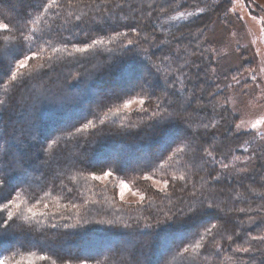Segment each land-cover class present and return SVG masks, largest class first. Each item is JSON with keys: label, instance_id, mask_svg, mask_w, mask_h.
I'll return each mask as SVG.
<instances>
[{"label": "trees", "instance_id": "trees-1", "mask_svg": "<svg viewBox=\"0 0 264 264\" xmlns=\"http://www.w3.org/2000/svg\"><path fill=\"white\" fill-rule=\"evenodd\" d=\"M45 3L0 0V23L9 24L13 37L19 29L30 37L23 41L24 53L31 54L30 45L32 52L43 49L42 58L29 61L28 67L49 57L54 61L43 70L42 80L33 82L34 91L20 79L13 82L11 71L0 70V100L6 103L0 109V177L6 179L0 200L19 192L29 205L40 200L39 210L55 214L53 222L59 225L81 217L84 223L52 229L45 220L38 231L16 229L0 241V259L50 264L30 257L31 250L51 255L57 264L68 256H87L89 264H264V241L252 239L264 236V141L254 131L237 129L239 116L229 103L226 75L214 70L220 51L207 39L215 21L226 24L230 0H59L61 7L44 12ZM181 12L184 18H179ZM41 34L43 39H36ZM49 38L50 44L45 42ZM93 39L104 43L89 53L73 51L74 45ZM238 50L245 66L248 61ZM17 51L14 44L5 49L3 63L7 66L11 59L12 71ZM224 69L230 75L237 70ZM144 80L151 94L144 97L147 114L136 104L132 109L137 111L128 110V115L109 114L103 133L67 135L122 103L117 95L135 98V84ZM158 100L163 101L160 111L172 120L148 128L145 122L152 123L148 117ZM181 141L185 152L168 161L171 150L164 145L175 149ZM109 168L113 175L106 181L92 179V173L102 175ZM182 175L184 180L178 178ZM117 180L132 184L144 201H120ZM163 180L168 186L161 191L155 185ZM201 200L214 207L176 224L162 245H142L145 223ZM100 220H114L118 226L95 223ZM125 223L131 227L124 228ZM213 224L212 234L200 240ZM120 238L126 240L122 246ZM197 241L200 249L183 253L186 244ZM240 247L249 251H234Z\"/></svg>", "mask_w": 264, "mask_h": 264}, {"label": "snow or ice", "instance_id": "snow-or-ice-1", "mask_svg": "<svg viewBox=\"0 0 264 264\" xmlns=\"http://www.w3.org/2000/svg\"><path fill=\"white\" fill-rule=\"evenodd\" d=\"M230 2L233 4V7L229 9V11L235 12L236 5L240 4L242 7L244 5V0H230ZM252 4L255 5L257 9H259L261 12H264V0H251ZM53 7H61L59 0H47V3L42 5L43 11L48 12ZM201 12H203V9H200ZM185 13L181 12L179 18H184ZM188 15H192V13H188ZM175 18V17H174ZM39 19V17H37ZM77 20L80 19V17H76ZM238 19H243V17H239ZM252 19L255 20L256 16H252ZM134 30V29H133ZM11 29L9 27L8 23H0V32L6 33L2 37H0V41H2V47H0V70L4 71H11V80L13 82L18 81L20 79V82L23 86L28 87L30 89L35 88V85L33 82L42 80V73L45 67H52L54 61L51 57H49L46 61V63H41L38 65L33 66V68H29V61L40 57L41 53L43 52V49H38L36 52H32L31 45L28 48V52L31 54L24 53L23 48V41L28 40L30 37H27L24 35V30L19 29V35L17 37H13L11 33ZM33 32L36 30L33 29ZM119 35H126L122 33H117V36ZM36 39L41 40L43 39V34L36 37ZM116 39V36H113L110 38L109 42H112ZM46 43H51L50 38L45 41ZM104 41L102 39H93L90 43L84 42L83 46L76 47L73 46V51L76 53H89L92 50L96 49L97 46L103 44ZM132 40H128V45H133ZM9 44H14L15 47L18 48V51L16 53V56L13 57L14 63H15V70H11L12 66V60H9L8 65L6 66L3 63V60L5 58V49H7V46ZM67 49V45L65 44L63 46V50ZM52 52L59 51L61 49L52 48ZM20 55H23V58H18ZM71 55V53H69ZM28 69V71L25 73L22 70ZM22 78V79H21ZM0 83H3L2 80H0ZM135 87L139 88V92L136 94L135 98H128L123 99L121 96L117 95L116 100H122V103L114 104L112 106L108 107V112L104 113L102 116L97 115L95 116L94 120H88L86 123H84L80 128H76L75 132L69 131L67 133L68 136H76L80 135L85 132H90L91 135H97L99 133H103L105 131L104 127H101L106 124V121L109 120V114L111 116H120L122 114L128 115V110L137 111V109H132L133 104H138L139 109L138 111L147 114L148 108L145 107V96H148L150 98L151 94L146 91L147 87H150L147 80H144L142 83H136ZM23 99V97H21ZM163 101L158 100L155 104V110L152 111L151 116L148 117V120L152 121V123L145 122L146 127L148 128H157L165 123H168L172 120L171 114H168L165 116L163 112L160 111V106ZM0 109H6V103L4 100H0ZM141 121L144 120V117H140ZM112 123H115L113 120ZM261 120H257L255 123L251 124L252 129H256L259 124H261ZM243 124V121L241 124H237V129H240ZM132 125H121L122 128L124 127H131ZM214 127V125H205V127ZM98 129V132H97ZM161 132H163V129H160ZM261 138L264 139V134L261 135ZM175 142V141H173ZM53 143H57V141H53ZM183 145V146H182ZM51 147V146H49ZM164 147L166 149L171 150V155L167 156L168 161H173L175 158L179 157L182 153L185 152V148L187 147L186 144H184L183 141H181L180 144H177L175 149H171V144H165ZM205 154L208 156H212V152L205 149ZM215 159V157H212ZM237 160H239V157H236ZM22 163V161L20 162ZM224 167H227V165H224ZM113 175V171L111 168H109L108 171H103L102 175H96L95 173H92V179L93 180H106L109 177ZM146 179H151V176L145 177ZM181 180H184L185 177L182 175L178 177ZM173 179H177V177H173ZM121 192L120 196L121 199L124 198V192L123 189L127 188V185L121 181ZM6 186V179L0 177V189H3ZM168 186V182L164 181V188L161 189V191H164ZM67 191L70 193L72 189H67ZM135 195V193H133ZM195 195V193H193ZM6 199V202L4 200H0V241H2L3 237L12 235L14 230L19 229L21 231H24L25 229L28 230H34L38 231L41 226L45 224V220L48 221L47 227H50L52 229H56L58 227H64V228H77L83 226L84 220L83 217L78 218L74 224H64L59 225L58 222H53L55 219V214H50L48 212L40 211L38 208V205L41 203L40 200H37L35 203H32L29 205V203L26 200L21 199V194L19 192L16 193V195L13 197L11 193H9V196ZM145 197L143 195L140 196V201L143 202ZM69 205L72 208H75L76 205L72 204L71 201L69 202ZM69 205H66L67 208ZM45 208H47V205H44ZM214 207V204L211 202L205 203L204 200H201L199 202V205L196 204H190L187 210L181 208L178 209L176 213H164L162 219L153 218L155 220V223L152 222V220H149V222L145 223L143 225V229H147L148 231H141V235L145 237V239L142 241V245L144 247H151L154 243L157 244H163L169 236H172L174 226L178 223H187L196 215H199L201 213H207L209 209H212ZM184 216L187 219L181 221L180 217ZM62 219H70L69 216H61ZM18 221H22L23 223H18ZM95 223L100 224H106L111 227H116L117 222L114 220H100L96 221ZM124 228H130L131 225L125 223L123 225ZM216 228V225H211V227L206 228L203 235H200V240L204 239V236L211 235L213 229ZM158 230V231H157ZM199 235V234H198ZM229 240L232 239L231 236L228 237ZM253 240H259L264 241V236L259 237H252ZM22 247V246H21ZM202 247V244L197 241L195 244H192L189 242L186 244L182 251L183 253H188L189 249L198 250ZM177 251H180L178 248ZM234 251L237 252H248V248H237ZM29 256L30 257H36L40 261H50V264H57V260L54 259L51 255L48 254H41L37 256L36 252H33L29 250ZM62 264H89V258L87 256L83 257H61ZM0 264H11V261L9 258L5 257L3 259H0ZM16 264H21V262L18 260L16 261ZM194 264V262H193Z\"/></svg>", "mask_w": 264, "mask_h": 264}, {"label": "rangeland", "instance_id": "rangeland-1", "mask_svg": "<svg viewBox=\"0 0 264 264\" xmlns=\"http://www.w3.org/2000/svg\"><path fill=\"white\" fill-rule=\"evenodd\" d=\"M244 5L242 7L237 4L235 12H232L229 11L233 7L230 2L224 17L226 24L224 21H215L207 32V39H212L211 41L220 51L219 54H216L218 59L214 60V62L218 61L214 70L219 76L226 75V80L223 82L227 85L229 103L239 116L236 125L243 121L240 130L254 131L258 139L264 141L261 138V135L264 134V12L257 9L251 0H244ZM253 15L256 16L255 20L252 19ZM238 16L243 19H238ZM239 47L244 59L248 61L245 66L242 63V55L238 56ZM239 57L241 62L238 60ZM225 65L227 69L237 68L234 70L235 74L230 75L224 69ZM133 106L136 104H133L132 108ZM257 120H261L262 123L256 129H252L251 124ZM121 181L117 180L115 184L118 199L125 203L139 202L142 193L132 184L124 181L127 188L123 189L124 198L121 199ZM164 181L156 182L157 184L154 185L158 189H162ZM125 243V238L118 239V245L122 246ZM111 252L113 251L111 250ZM163 255L164 253L161 256ZM25 263L30 264L27 261Z\"/></svg>", "mask_w": 264, "mask_h": 264}]
</instances>
